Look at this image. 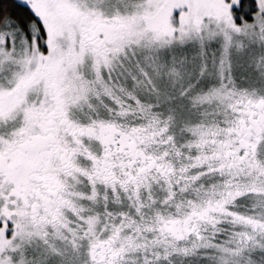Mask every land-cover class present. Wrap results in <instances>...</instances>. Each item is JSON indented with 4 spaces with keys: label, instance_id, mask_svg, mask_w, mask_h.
<instances>
[{
    "label": "snow or ice",
    "instance_id": "obj_1",
    "mask_svg": "<svg viewBox=\"0 0 264 264\" xmlns=\"http://www.w3.org/2000/svg\"><path fill=\"white\" fill-rule=\"evenodd\" d=\"M0 264H264V0H0Z\"/></svg>",
    "mask_w": 264,
    "mask_h": 264
}]
</instances>
